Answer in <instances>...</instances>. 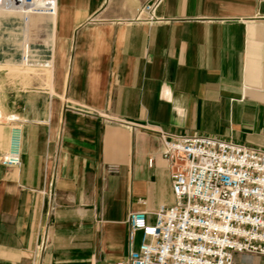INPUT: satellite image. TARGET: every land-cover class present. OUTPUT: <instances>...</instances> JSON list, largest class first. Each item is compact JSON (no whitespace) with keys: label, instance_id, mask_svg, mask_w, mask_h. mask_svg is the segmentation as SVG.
<instances>
[{"label":"crops","instance_id":"obj_1","mask_svg":"<svg viewBox=\"0 0 264 264\" xmlns=\"http://www.w3.org/2000/svg\"><path fill=\"white\" fill-rule=\"evenodd\" d=\"M151 1L56 0L28 23L51 74L0 79V264H126L130 212L174 202L159 129L264 149V0H160L147 21Z\"/></svg>","mask_w":264,"mask_h":264},{"label":"built area","instance_id":"obj_2","mask_svg":"<svg viewBox=\"0 0 264 264\" xmlns=\"http://www.w3.org/2000/svg\"><path fill=\"white\" fill-rule=\"evenodd\" d=\"M30 3L29 13L56 12V0ZM159 3L145 4L140 15L155 20ZM27 56L25 48L21 63H27ZM157 132L174 202L159 206L152 222L145 211L130 212L129 242L136 232L140 241L126 264H254L237 261L235 255L264 257V149L213 136ZM20 161L18 144L1 159L8 167ZM147 162L151 166L153 158ZM46 241L44 236L40 251Z\"/></svg>","mask_w":264,"mask_h":264},{"label":"rangeland","instance_id":"obj_3","mask_svg":"<svg viewBox=\"0 0 264 264\" xmlns=\"http://www.w3.org/2000/svg\"><path fill=\"white\" fill-rule=\"evenodd\" d=\"M7 2L18 5L22 9H18L19 7L16 6L6 7L5 3ZM30 2L40 3L37 0H0V35L2 36L3 33V19L7 20L10 18L17 22H22L21 24L17 23V29H19L17 31L20 32V36L17 37L21 38L20 44L18 43V51L11 55H4L2 51V55L0 56V79H4V76H6L8 80L13 82L26 81L36 74L43 76L44 79H50L51 56H49L50 51L45 49L50 48V46L40 40L32 42L31 36L27 32V28H29L28 23L35 24V22L38 23L42 18L49 16L46 14L29 13L33 11L32 3ZM25 3L30 4L25 5ZM21 5L24 6L21 7ZM19 27L25 29L20 31ZM25 48L28 51V61L27 63H21V54L24 53Z\"/></svg>","mask_w":264,"mask_h":264},{"label":"bare ground","instance_id":"obj_4","mask_svg":"<svg viewBox=\"0 0 264 264\" xmlns=\"http://www.w3.org/2000/svg\"><path fill=\"white\" fill-rule=\"evenodd\" d=\"M34 1V0H33ZM37 1H39L40 3H41V0H37ZM30 4V3H29ZM28 3H25V5H29ZM5 6L7 7H14V6H16V7H19L18 9H22V8H20V6H18V5H13V4H11V3H9V2H7V3H5ZM22 6H24V5H21V7ZM32 10H33V6H32ZM35 10H37V8L35 9Z\"/></svg>","mask_w":264,"mask_h":264}]
</instances>
